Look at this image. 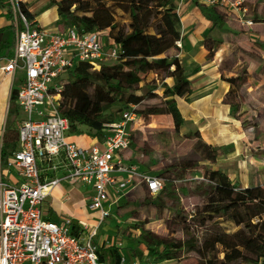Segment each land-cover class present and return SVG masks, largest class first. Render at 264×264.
I'll use <instances>...</instances> for the list:
<instances>
[{"label": "trees", "instance_id": "1", "mask_svg": "<svg viewBox=\"0 0 264 264\" xmlns=\"http://www.w3.org/2000/svg\"><path fill=\"white\" fill-rule=\"evenodd\" d=\"M52 4L62 18L60 23L66 27L107 32V39L120 49L115 65L94 70L88 64L77 63L67 72L60 113L68 120L70 133L80 135L81 127H85L88 135L102 140L103 125L111 122L103 116L109 97L121 103L124 110L146 99L158 98L159 104L133 111L144 122L153 116L168 115L173 131L179 134L184 120L176 99H188L192 89L178 60L176 43L181 40V23L175 0H60ZM204 6L200 7L208 19L214 24L221 23L226 10L210 6L206 11ZM118 13L123 18L118 19ZM249 20L252 23L257 20L255 14ZM257 21L264 22V19ZM215 47L206 46L209 57L213 56ZM238 50V62L223 60L220 65V79L228 85L222 103L228 106L230 115L240 122L243 130L257 131L264 123H257L260 116L251 107L257 109L259 105L245 92L251 78L264 86V54L261 53L264 42H247ZM251 63L255 66L252 73L248 70ZM144 79L152 88L147 96L135 94ZM166 79L173 80L172 87L164 84ZM159 86L164 87L161 97L157 96ZM188 138L196 141L192 150L186 158L172 162L171 171L183 174L197 169L198 157L210 163L216 161L217 149L204 143L198 132ZM16 143L17 131H6L2 139V162L15 151ZM203 179L209 184V191L198 217L201 226L210 225V231L201 241L190 236L181 242L144 232L141 234L144 242L152 247L150 256L158 263L178 261L185 254L194 253L199 258L195 264H264V181L241 189L218 170L207 171ZM159 197L161 194L155 200ZM215 218L221 223L235 221L238 226L230 231L215 222ZM99 259L118 264L121 254L109 247L99 251Z\"/></svg>", "mask_w": 264, "mask_h": 264}, {"label": "built area", "instance_id": "2", "mask_svg": "<svg viewBox=\"0 0 264 264\" xmlns=\"http://www.w3.org/2000/svg\"><path fill=\"white\" fill-rule=\"evenodd\" d=\"M10 1L18 15L15 41L11 56L0 58V73L13 78L21 72L23 78L14 98L20 113L16 149L2 162L0 148V174L10 175L8 183L0 179V264H108L100 261L95 245L101 224L131 193L145 189L157 196L165 181L128 163L130 133L143 122L134 106L103 125L102 140L81 148L67 141L70 124L60 105L66 74L75 64L97 70L107 60L116 61L120 49L109 39L105 43L103 32L45 30L20 12L18 0ZM200 1L246 14L244 0ZM244 17L240 24L251 27ZM176 46L181 48L180 41ZM12 172L20 182L12 183ZM62 184L84 189L85 206L96 213V224L43 217V202ZM118 264L146 263L121 255Z\"/></svg>", "mask_w": 264, "mask_h": 264}, {"label": "rangeland", "instance_id": "3", "mask_svg": "<svg viewBox=\"0 0 264 264\" xmlns=\"http://www.w3.org/2000/svg\"><path fill=\"white\" fill-rule=\"evenodd\" d=\"M33 6L42 8L39 11H46L42 16V21L48 24L43 26L48 30H53L59 22L54 19L57 16L52 0H33ZM200 1V0H199ZM201 2V1H200ZM203 5L205 3L201 2ZM45 4V5H44ZM43 5V6H42ZM208 6V5H207ZM33 7V8H35ZM245 8V7H244ZM20 12L28 20H33L35 13L27 12L26 7L20 6ZM118 13V19L123 18ZM18 18V15L16 14ZM241 16L240 18H243ZM239 18V19H240ZM246 19V14L245 17ZM238 19V20H239ZM231 29V34H236L232 29L237 30L236 23ZM68 27L59 23V33H65ZM216 32L217 40L220 43L221 35L226 38L225 30ZM238 31V30H237ZM244 33V32H243ZM238 37V35H237ZM242 37V36H241ZM244 37V36H243ZM229 39V38H228ZM239 39V37H238ZM233 40V39H232ZM264 41V40H263ZM210 47L212 43L205 42ZM209 60V58H208ZM185 61V60H184ZM116 61L107 60L104 65H115ZM186 63V62H185ZM197 68L194 69L196 71ZM152 85L145 79L139 85L135 94L147 96ZM164 90L159 86L157 96L161 97ZM262 98L261 96L256 97ZM264 98V97H263ZM189 100H177L180 113L189 109ZM160 103L158 98L146 99L140 105L135 106L136 110H142L148 106ZM192 103H195L192 101ZM250 107V106H249ZM246 108V106H245ZM204 108H201L203 110ZM123 105L117 101L107 98V105L103 116L109 121L119 120ZM253 112H258L260 118L257 123L264 121V107H251ZM219 118L218 106L211 107L210 112L205 114L196 123L188 117L176 134L173 131L172 120L168 115L153 116L147 122L143 121L132 128L130 133V149L135 154L131 161L139 171L149 176L161 178L165 181L163 191L157 196H150L145 189H139L129 195V197L115 208L112 215L105 219L98 229L95 245L98 250L109 247L116 248L120 254L128 259L137 258L146 264H195L199 260L196 254H185L178 261L157 262L149 254L148 245L142 238V233L151 232L159 237L175 241H183L193 236L199 241L210 231V225L201 226L198 214L207 201L208 183L200 181L204 174L210 170H218L225 175H230V182L243 189L246 185L257 184L264 181V128H260L258 134L250 129L244 132L239 127L229 125L230 142L225 145L214 147L217 149V159L214 163L202 161L199 157L197 169L186 171L183 174L176 173L169 169V165L175 160L186 158L190 151V141L188 137L199 131L209 133L213 122ZM244 118V117H243ZM239 134L241 139L236 138ZM72 135L71 133L67 136ZM244 137L249 139L244 140ZM8 183L7 180H4ZM259 183V182H258ZM84 189L82 188L81 191ZM155 204V205H154ZM44 217V216H43ZM87 223L96 224L95 217L85 216ZM221 223L220 219H214ZM217 224V223H216ZM221 226L230 231L236 230L237 223L226 222ZM219 255V254H218Z\"/></svg>", "mask_w": 264, "mask_h": 264}, {"label": "crops", "instance_id": "4", "mask_svg": "<svg viewBox=\"0 0 264 264\" xmlns=\"http://www.w3.org/2000/svg\"><path fill=\"white\" fill-rule=\"evenodd\" d=\"M18 1L20 2V6L26 7L27 12L32 14L35 13L36 16L31 21L35 22L41 28L48 30L43 27L48 23L42 21V16L46 11L40 12L39 10L42 8H40V6H33V0ZM53 1L59 2L60 0H52V2ZM53 6L57 14L56 5ZM175 6L181 23V48H179L178 60L183 67L185 74L188 76L192 89L190 97L186 99L187 101L189 100V109L185 114L181 113L183 120L185 121L190 117L192 121L197 123L201 117L210 112L211 107L218 106L219 118L216 123L215 121L213 122L210 132L205 134L201 129L197 132L202 141L207 145L212 147L225 145L231 141L229 138L230 134L228 133L229 125L241 129L242 127L240 122L230 115L228 106L222 103L223 97L228 90V85L220 79V65L223 60H229L233 63L238 62V48L239 46L244 45V43H254L256 41L264 42V22L257 21L264 19V0H244L246 19H252L254 14L257 18V20L253 21L251 27L242 26L238 20L242 15L235 10L227 9H225L226 12L224 18L220 20L221 23L214 24L208 19L205 12L200 7L204 5L199 0H175ZM204 7L205 9L207 8L206 11L210 9V6L207 5ZM15 17L16 16L12 12L11 1L0 0V30H3V33L0 35V58H8L11 56L15 41L13 26ZM54 20L60 23L62 18L57 15ZM59 23L56 28L49 31L59 33ZM234 23L237 25L239 24L236 26L238 31L232 29V31H236V34H231V30L224 29H231L232 25H235ZM223 29L226 32V38L223 39L221 35V41L220 43H217L218 34H216V32ZM103 35L104 41L107 43V32H103ZM205 42L212 43V48L216 46V51L213 52L212 57H209V51L206 48L208 44ZM261 53L263 55L264 51ZM254 67L255 66L252 63L249 64L248 70L250 73H252ZM195 68H197L196 71H194ZM22 78L23 74L21 72H17L13 78L4 77L0 73V148H2L4 133L8 130L17 131L20 123V113L14 104L12 97ZM164 84L170 88L173 85V80L166 79ZM245 95H249L251 100H254L255 103L257 102L259 107H264V86L259 80L255 78L249 80ZM258 96H261L262 98L257 99L256 97ZM177 100L185 99H176V102ZM192 101L195 103H192ZM201 108L204 109L201 110ZM260 128L263 129L264 126H259L258 130L254 131V134H258L259 131L261 132ZM243 131L246 132L245 130ZM236 138L241 139V136L237 134ZM68 139L70 142L75 143L81 148H89L97 142L96 138L88 135V129L85 127H81L80 135H69ZM245 139L249 141L247 137H244V140ZM195 142V140L190 141V151ZM134 154L135 153L129 149V164L134 163L131 161L134 157L132 155ZM226 176L228 179L230 178V175ZM1 177L0 174V179ZM2 178L3 180L9 181L10 175L3 176ZM13 182H20V180L17 178L16 174L12 172V183ZM258 182L257 184H262V182ZM247 187L248 186L246 185L244 188ZM81 190L82 187L80 186H69L68 184H62L52 190L42 205V214L44 218L49 221H58L64 217H70L75 223H87L84 218L86 215L96 217V213L91 212L86 208L84 203L85 193L84 190ZM87 224L92 225L91 223Z\"/></svg>", "mask_w": 264, "mask_h": 264}]
</instances>
